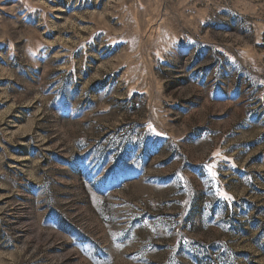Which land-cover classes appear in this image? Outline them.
<instances>
[{
  "label": "rangeland",
  "instance_id": "obj_1",
  "mask_svg": "<svg viewBox=\"0 0 264 264\" xmlns=\"http://www.w3.org/2000/svg\"><path fill=\"white\" fill-rule=\"evenodd\" d=\"M0 264H264V0H0Z\"/></svg>",
  "mask_w": 264,
  "mask_h": 264
},
{
  "label": "snow or ice",
  "instance_id": "obj_2",
  "mask_svg": "<svg viewBox=\"0 0 264 264\" xmlns=\"http://www.w3.org/2000/svg\"><path fill=\"white\" fill-rule=\"evenodd\" d=\"M213 168H214V165H209V166H208V170H209V172L211 173V175H212L213 177H215V176H216V173H215V171H213ZM224 196H225L226 199H232V197L227 196L226 193L224 194Z\"/></svg>",
  "mask_w": 264,
  "mask_h": 264
}]
</instances>
